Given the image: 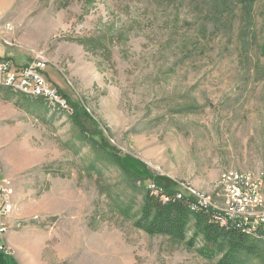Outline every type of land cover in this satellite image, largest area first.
<instances>
[{
	"label": "rangeland",
	"instance_id": "rangeland-1",
	"mask_svg": "<svg viewBox=\"0 0 264 264\" xmlns=\"http://www.w3.org/2000/svg\"><path fill=\"white\" fill-rule=\"evenodd\" d=\"M6 24L0 62L43 52L81 111L0 86L18 224L0 264H218L135 222L156 176L219 202L221 174L247 172L264 198V0H0Z\"/></svg>",
	"mask_w": 264,
	"mask_h": 264
},
{
	"label": "built area",
	"instance_id": "built-area-1",
	"mask_svg": "<svg viewBox=\"0 0 264 264\" xmlns=\"http://www.w3.org/2000/svg\"><path fill=\"white\" fill-rule=\"evenodd\" d=\"M13 32L14 28L11 24H6L0 31V42L7 47H19L11 35ZM30 52L32 58L24 66H16L10 60L0 62V84L21 88L22 92L30 95L53 94L72 107L70 100L47 75L50 66L47 56L41 51ZM72 109L74 111L73 107ZM219 180L223 181V188L219 190V202L206 194H199L192 186L181 184L180 190L176 193H186L187 199L192 200L193 203L224 213L226 219L249 224L253 233L264 235L262 209L264 198L257 195V183H260V177L242 176V171L227 170L221 174ZM150 186L162 193L155 184ZM7 193H13V189L5 178L3 163L0 160V236L6 235L8 225L13 224L8 216ZM0 250L8 256L11 255L3 245L0 246Z\"/></svg>",
	"mask_w": 264,
	"mask_h": 264
},
{
	"label": "trees",
	"instance_id": "trees-1",
	"mask_svg": "<svg viewBox=\"0 0 264 264\" xmlns=\"http://www.w3.org/2000/svg\"><path fill=\"white\" fill-rule=\"evenodd\" d=\"M74 107L76 116L81 109ZM83 113L87 115L88 111ZM154 182L162 193L158 195L147 189L141 215L135 222L137 229L186 243L191 248L197 247L198 241L202 240L199 254L205 259L219 258L218 264H246L262 257V242L242 229L222 226L210 210L199 208V211H193V201L187 197L178 198L170 179L156 176Z\"/></svg>",
	"mask_w": 264,
	"mask_h": 264
},
{
	"label": "bare ground",
	"instance_id": "bare-ground-1",
	"mask_svg": "<svg viewBox=\"0 0 264 264\" xmlns=\"http://www.w3.org/2000/svg\"><path fill=\"white\" fill-rule=\"evenodd\" d=\"M0 86H3V87H6L7 89H10L14 93L24 94L25 96H29V97H32V98H41V99H43L46 102V104L49 105V107H52L55 110H59V111H63V112L65 111V112H69V113L73 114L72 107H70V105L65 103L63 100H60V98H57L53 94L30 95V94H27L25 92H22L21 88H15L13 86H8L6 84H0ZM242 176L255 177L251 173H247V172H242ZM221 188H223V181L220 180V189ZM261 190H262V181L260 180V183H257V195L258 196H261ZM154 193L159 195V192L157 190H154ZM198 193L199 194H204V193H201L199 191H198ZM177 196H178V198H185V197H187V194H185V195L184 194H177ZM7 202H8V216L11 217V215H12V213L14 211V207H13L10 195H7ZM199 208L212 211L213 214L215 215V217L217 218V220L219 221V223L222 226H224V227H228V226L237 227L239 229H242L246 234L250 235V237H252L253 239H255L257 241L262 242L263 245H264V235H258L256 233H253L251 225L246 224V223H242L239 220L226 219V215L224 213L215 212V210L206 208V206H201V205L195 204V203L192 205V210L193 211H199ZM262 209H263V200H262ZM15 224L16 223H14L13 225H15ZM17 225L18 224H16V226ZM8 227H9V225H8Z\"/></svg>",
	"mask_w": 264,
	"mask_h": 264
},
{
	"label": "crops",
	"instance_id": "crops-1",
	"mask_svg": "<svg viewBox=\"0 0 264 264\" xmlns=\"http://www.w3.org/2000/svg\"><path fill=\"white\" fill-rule=\"evenodd\" d=\"M16 237V236H15ZM14 235H9V237H8V242H9V244H11V245H15V243H14Z\"/></svg>",
	"mask_w": 264,
	"mask_h": 264
}]
</instances>
